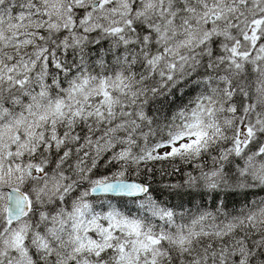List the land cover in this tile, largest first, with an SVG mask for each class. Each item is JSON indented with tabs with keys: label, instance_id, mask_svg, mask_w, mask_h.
<instances>
[{
	"label": "snow or ice",
	"instance_id": "snow-or-ice-1",
	"mask_svg": "<svg viewBox=\"0 0 264 264\" xmlns=\"http://www.w3.org/2000/svg\"><path fill=\"white\" fill-rule=\"evenodd\" d=\"M0 264H264V0H0Z\"/></svg>",
	"mask_w": 264,
	"mask_h": 264
}]
</instances>
